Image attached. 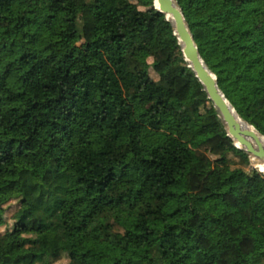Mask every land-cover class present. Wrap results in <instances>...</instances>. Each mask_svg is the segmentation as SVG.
<instances>
[{"label":"trees","instance_id":"1","mask_svg":"<svg viewBox=\"0 0 264 264\" xmlns=\"http://www.w3.org/2000/svg\"><path fill=\"white\" fill-rule=\"evenodd\" d=\"M16 2L0 0V227L18 206L0 264H264V174L155 0ZM176 2L264 136V0Z\"/></svg>","mask_w":264,"mask_h":264},{"label":"water","instance_id":"2","mask_svg":"<svg viewBox=\"0 0 264 264\" xmlns=\"http://www.w3.org/2000/svg\"><path fill=\"white\" fill-rule=\"evenodd\" d=\"M156 2L159 4V8L155 6V9L165 15L168 21H170L168 16L173 18V22H170L182 47L185 60L190 64V68L194 71L209 99L219 112L226 126L228 136L234 141L235 147L246 152L251 161L252 159H256L264 164V136L248 123L249 128H251L250 130L242 128V125L238 121L242 119L218 87L217 77L209 70L202 59L182 9L176 0H155Z\"/></svg>","mask_w":264,"mask_h":264},{"label":"rangeland","instance_id":"3","mask_svg":"<svg viewBox=\"0 0 264 264\" xmlns=\"http://www.w3.org/2000/svg\"><path fill=\"white\" fill-rule=\"evenodd\" d=\"M27 6V7H34V6H40L43 8H46L48 11L52 12V13H56L57 12V2L56 0H17L16 2V6ZM140 12L142 14H144L146 12V9L144 8H140ZM139 59L142 63H147V64H151L152 63V59L148 56V55H140ZM152 78L156 81L159 82V75L153 70L151 69L150 71ZM196 143V142H195ZM238 162V159H228L225 160L223 162V170L224 172H228V169L230 166H234V163ZM252 162V166L253 168H256V165H254L253 161ZM258 170V169H257ZM7 214H6V224L3 225L2 227H0V234H3L4 232H6L7 229L11 228L14 220H13V215L15 214V212L18 209L17 203L12 202L7 206ZM1 257V255H0ZM68 263V259L67 258H63L61 259L58 263L56 264H67Z\"/></svg>","mask_w":264,"mask_h":264},{"label":"bare ground","instance_id":"4","mask_svg":"<svg viewBox=\"0 0 264 264\" xmlns=\"http://www.w3.org/2000/svg\"><path fill=\"white\" fill-rule=\"evenodd\" d=\"M155 6L157 8H159V4L156 2L155 3ZM168 19L173 22V18L171 16H168ZM234 115L236 116V114L234 113ZM237 117V116H236ZM240 122V124L242 125V128L244 130H250L251 128H249L248 124L245 123L243 120H238ZM254 161H256L257 165L256 167L258 168L259 171L263 172L264 173V164H262L261 162L257 161L256 159H252Z\"/></svg>","mask_w":264,"mask_h":264}]
</instances>
